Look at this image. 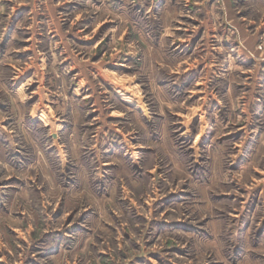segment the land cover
I'll return each instance as SVG.
<instances>
[{
	"label": "rangeland",
	"instance_id": "rangeland-1",
	"mask_svg": "<svg viewBox=\"0 0 264 264\" xmlns=\"http://www.w3.org/2000/svg\"><path fill=\"white\" fill-rule=\"evenodd\" d=\"M0 264H264V0H0Z\"/></svg>",
	"mask_w": 264,
	"mask_h": 264
}]
</instances>
